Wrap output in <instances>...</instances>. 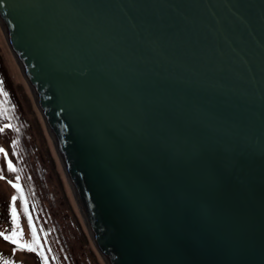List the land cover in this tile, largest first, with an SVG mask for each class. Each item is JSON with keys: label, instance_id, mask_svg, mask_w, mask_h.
<instances>
[{"label": "water", "instance_id": "obj_1", "mask_svg": "<svg viewBox=\"0 0 264 264\" xmlns=\"http://www.w3.org/2000/svg\"><path fill=\"white\" fill-rule=\"evenodd\" d=\"M108 264H264V0H0Z\"/></svg>", "mask_w": 264, "mask_h": 264}, {"label": "rangeland", "instance_id": "obj_2", "mask_svg": "<svg viewBox=\"0 0 264 264\" xmlns=\"http://www.w3.org/2000/svg\"><path fill=\"white\" fill-rule=\"evenodd\" d=\"M0 30L3 31L1 24ZM3 36L5 38L3 41L4 45L0 42V89H2L0 90V118H3V120L7 122L13 118L19 122L16 126L7 127V132L11 134L14 139L11 144L5 145L8 146L9 153L2 158V163H0V165H2L3 170L1 171L4 172L5 169L9 170L8 161H12L15 171L9 170L6 174L9 177L12 176L11 174H14V176L19 173L23 175L27 184L22 185L26 188L29 186V190L27 189L25 194L28 195L32 192V194L38 195L40 199H42L44 195L49 194L51 207L54 211V213H52L54 220L56 216L58 218V204L63 208L64 215L67 217L66 225L69 234L62 236L61 240L67 238L74 239L75 246L78 248L77 252L83 254L81 248H85L89 256L93 254L91 249L93 247L100 257L98 261L101 260L103 264H108L78 205L74 187L67 175V171L62 164L58 152L55 150L54 140L50 133L51 130H48L46 122H44L45 114H41L35 95L16 61L13 50L8 44V40L4 34ZM5 50L11 52L21 76L20 74H16L13 70V66L8 63L9 60H7ZM7 124L8 123L5 122L4 126ZM16 140H19V147H15ZM33 147L36 154L30 150ZM27 153L28 156H26ZM37 161L43 163L45 167L38 164ZM25 166L27 168H25ZM29 166L32 171L29 169ZM28 174L32 178L29 183L27 179ZM0 175V231L4 232L5 235H11L9 229L15 227L11 214V197L16 194L17 201L15 206L18 214L17 223L20 225L18 231L22 232V235L18 237L19 242L17 244L6 241L3 236H0V264H5V262H7V264H37L32 255L21 247V244H29L31 239H29L30 227L25 223L22 214L23 205L20 198V190L14 187L15 192L11 190L8 186L9 181L4 175ZM51 217L50 215V218ZM57 224L59 226L58 222ZM84 232L88 239L83 234ZM88 240L90 241V245H88ZM58 241L59 240L56 239V243ZM52 248H57V245ZM90 259L91 264H96L94 261L97 260H95L93 256L90 257Z\"/></svg>", "mask_w": 264, "mask_h": 264}, {"label": "trees", "instance_id": "obj_3", "mask_svg": "<svg viewBox=\"0 0 264 264\" xmlns=\"http://www.w3.org/2000/svg\"><path fill=\"white\" fill-rule=\"evenodd\" d=\"M5 122L10 124L11 126H16L19 121L14 120L12 118L10 121L7 122L3 120V118H0V128H4V131L0 132V145H4V146H0V147L4 148L5 153L8 155L9 153L8 146L5 145L11 144L14 137L7 132L8 129L7 127L4 126ZM15 147H19V140L15 141ZM30 150L34 154H36L34 147L31 148ZM5 153H0V163H2V158L5 155ZM26 156H28V153ZM37 163L44 166L43 163H41L40 161H37ZM25 168L27 167L25 166ZM29 169L31 170L30 166ZM1 170H3L2 165H0V174L4 175L6 179L8 181H11L13 185L18 184L20 186V190H22L23 192V198H21V202L23 205L22 212L26 218L28 226H29V216L31 217L32 226L35 227L37 238L41 242L40 246L37 247V250L35 252H30L27 249L28 253L32 255V257L35 259L37 264H45V259H44L45 257L48 258L47 264H91L90 257L92 256L95 258V260H97V261L93 260L94 263L103 264L101 260H100L101 262L98 261L100 257L93 249V247L91 248L93 254L92 256H89V253L85 250V248H81L82 249L81 252L83 254L77 252L78 248H76L75 246L74 239L67 238L61 240L62 236H64L65 234H69L68 227L66 225L67 217L64 215L63 208L58 204L57 214L59 219L56 216L54 220L52 215L54 211L51 207V200L49 194L44 195L42 199H40L38 195L32 194V192H30L27 195L25 193L27 192V189L29 190V186H27L28 188L23 186L27 184L26 180H24L25 178L23 177V175H21L20 173L15 176L14 174H11L12 176L9 177L6 174L7 172H9V170L5 169L4 172ZM17 176H19V180L16 179ZM27 179H28V183L32 179L29 174L27 175ZM25 201L27 202V207H28L27 214H25L24 212ZM50 215L52 216L51 218ZM57 222L59 223V226ZM30 234H31L30 237L32 242L31 228H30ZM83 234L88 239L85 232ZM56 239L59 240L57 243H56ZM55 245H57V248H52ZM88 245H90V241L88 242Z\"/></svg>", "mask_w": 264, "mask_h": 264}, {"label": "snow or ice", "instance_id": "obj_4", "mask_svg": "<svg viewBox=\"0 0 264 264\" xmlns=\"http://www.w3.org/2000/svg\"><path fill=\"white\" fill-rule=\"evenodd\" d=\"M2 90V89H0ZM5 127H11L10 124L5 125ZM4 131V128H0V132ZM0 153H5V149L0 147ZM5 155H7L5 153ZM8 169L10 171H15V168L13 167L12 161H8ZM17 180H19V176L16 177ZM11 183V181H9ZM13 187L17 188L18 190H20V186L18 184H14ZM20 198H23V192L22 190H20ZM11 201H12V207H11V214H12V220L13 223L15 225V227H12L9 229V231L11 232V235H5L4 232L0 231V236H3V238L6 241H11V243L13 244H17L18 241V237H20L22 235V232L18 231V229L20 228V225L17 223L18 220V214H17V210H16V201H17V196H12L11 197ZM24 212L25 214L28 213V207H27V202L25 201V207H24ZM29 226L31 228L32 231V242L30 244H21V247H26L28 249V251L30 252H35L37 250V247L40 246V240L37 238V233H36V229L35 227L32 226V219L29 216ZM45 264H47L48 262V258L45 257ZM5 264H7V262H5Z\"/></svg>", "mask_w": 264, "mask_h": 264}, {"label": "bare ground", "instance_id": "obj_5", "mask_svg": "<svg viewBox=\"0 0 264 264\" xmlns=\"http://www.w3.org/2000/svg\"><path fill=\"white\" fill-rule=\"evenodd\" d=\"M2 30H3V31L0 30V42L3 44V41L5 40L3 34L5 35L6 39H7V36H6V34H5V31H4L3 27H2ZM7 40H8V39H7ZM8 41H9V40H8ZM8 44L10 45V47H11V49H12V44H11V42H8ZM3 45H4V44H3ZM12 50H13V49H12ZM5 53H6V56H7V60H9L8 63H9L10 65L13 66V70L15 71L16 74L19 75L20 72H19V70H18V66H17V64H16V62H15V60H14V58H13L11 52L5 50ZM13 54H14V56L16 57V61H17L18 65L20 66V68H21L22 71H23V68H22V66H21V62H20V60L18 59V56H17L14 52H13ZM23 73H24V72H23ZM20 76H21V74H20ZM26 79H27V78H26ZM35 98H36V101H37V103H38V107H39V110H40L41 114L44 113V111H43V109H42V107H41V103H40V101H39V99L37 98L36 95H35ZM43 118H44V117H43ZM45 118H46V120H45ZM45 118H44V122H46V126H47L48 130H49V131L51 130L50 133L52 134V137H53L52 139L54 140V141H53V142H54V147H55V150L58 152V146H57V144L55 143V138H54V135H53L52 129H51V127H50V123H49V121H48L46 115H45ZM57 152H56V153H57ZM58 154H59V152H58ZM71 183H72V182H71ZM74 190H75V189H74ZM75 194H76V191H75ZM12 196H13V195H12ZM76 200H77V199H76ZM92 235H93V237H94V239H95L94 234H92ZM95 241H96V239H95ZM98 246H99V248H100V244H99Z\"/></svg>", "mask_w": 264, "mask_h": 264}]
</instances>
